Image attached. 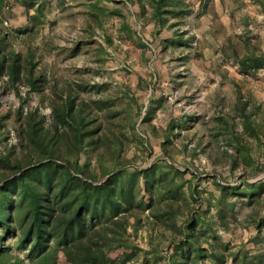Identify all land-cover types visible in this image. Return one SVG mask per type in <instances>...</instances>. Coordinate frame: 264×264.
Listing matches in <instances>:
<instances>
[{"label": "rangeland", "instance_id": "374dc122", "mask_svg": "<svg viewBox=\"0 0 264 264\" xmlns=\"http://www.w3.org/2000/svg\"><path fill=\"white\" fill-rule=\"evenodd\" d=\"M94 1L99 2L93 16ZM186 1L191 14L160 26L152 25L149 11L138 17L139 9L127 0H45L43 23L28 19L34 10L7 0L0 29L16 52L33 54L40 86L29 90L24 82L13 85L6 75L0 77V154L27 162L18 133L25 114L34 112L49 128L53 106L70 95L89 111L91 128L105 137L82 153L81 164L89 161L99 178L100 154L107 172L120 164L144 168L166 160L196 174L192 184L200 204L195 207L220 241L250 250L260 256L254 264H264V67L243 72L230 56L233 46L241 56L264 53V7L252 0ZM30 27L28 33L17 32ZM177 35L182 44L167 42ZM241 101L253 111L261 134L256 139L244 133L235 147L220 131L222 116L229 114L235 131H242ZM216 182L240 188L223 191ZM129 232L133 244L147 251L145 229ZM6 243L11 255L28 264L26 249L14 238Z\"/></svg>", "mask_w": 264, "mask_h": 264}, {"label": "trees", "instance_id": "16d2710c", "mask_svg": "<svg viewBox=\"0 0 264 264\" xmlns=\"http://www.w3.org/2000/svg\"><path fill=\"white\" fill-rule=\"evenodd\" d=\"M19 1L26 4L25 0ZM127 1L137 6L138 17H145L149 11L152 25L161 26L170 17L193 12L186 0ZM252 1L264 7L261 0ZM98 2L90 3L93 16L97 15ZM43 4L35 7L29 20L43 23ZM29 8L33 4L26 6ZM30 31L32 27L17 30L20 34ZM6 34L0 29V77L6 75L13 85L24 82L29 90H37L40 77L33 76V54L28 52L23 57L16 52L6 43ZM166 40L170 44L184 42L179 35ZM253 52L241 56L233 46L230 56L243 72H253L264 67V53ZM142 80L140 76L138 84ZM246 104H237L241 132L235 131L231 114L222 116L225 125L220 134H226V140L235 147L244 133L260 138V123L252 118L253 111ZM24 120L19 140L30 159L22 164L0 154V264H27L11 255L6 243L10 238L26 249L28 264H254L260 259L250 250H235L220 241L212 222L195 207L200 204L192 184L196 174L166 160L144 168L120 164L107 172L100 154L99 178L95 169L88 168L89 161L81 164L82 153L97 148L105 137L96 134L89 111H84L82 104L77 106L70 95L53 106L49 128H44L43 120L32 111L25 114ZM143 120H148V113ZM188 172L191 177L184 178ZM243 184L252 187L253 183ZM216 185L223 191L240 188L218 182ZM261 218L264 220V215ZM140 227L146 232L147 251L130 239L129 229L136 232ZM138 252L143 255L140 257Z\"/></svg>", "mask_w": 264, "mask_h": 264}, {"label": "crops", "instance_id": "0c3cea01", "mask_svg": "<svg viewBox=\"0 0 264 264\" xmlns=\"http://www.w3.org/2000/svg\"><path fill=\"white\" fill-rule=\"evenodd\" d=\"M26 1V4H23V3H21L19 0H16V2H17V5H19V4H22L24 7H25V9H26V6H29L30 5V3L31 4H33V8H29L28 10L26 9V11H30V9L31 10H34L35 9V7H37V5L40 3V2H45V0H25ZM11 5V4H10ZM8 4H7V0H1V4H0V10L2 11V10H8ZM34 12V11H33Z\"/></svg>", "mask_w": 264, "mask_h": 264}, {"label": "water", "instance_id": "95a60500", "mask_svg": "<svg viewBox=\"0 0 264 264\" xmlns=\"http://www.w3.org/2000/svg\"><path fill=\"white\" fill-rule=\"evenodd\" d=\"M111 174H113V173H110V174H109V175H107V176H106L104 179H106L107 177H109ZM104 179H103V180H104Z\"/></svg>", "mask_w": 264, "mask_h": 264}, {"label": "built area", "instance_id": "2783aa9c", "mask_svg": "<svg viewBox=\"0 0 264 264\" xmlns=\"http://www.w3.org/2000/svg\"><path fill=\"white\" fill-rule=\"evenodd\" d=\"M4 22V24L6 25L7 24V22L6 21H3Z\"/></svg>", "mask_w": 264, "mask_h": 264}]
</instances>
